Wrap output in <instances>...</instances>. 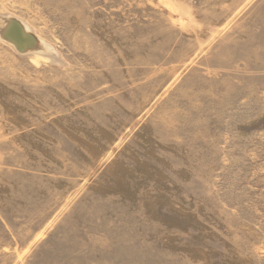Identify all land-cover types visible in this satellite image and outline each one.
Here are the masks:
<instances>
[{
    "label": "rangeland",
    "instance_id": "rangeland-1",
    "mask_svg": "<svg viewBox=\"0 0 264 264\" xmlns=\"http://www.w3.org/2000/svg\"><path fill=\"white\" fill-rule=\"evenodd\" d=\"M0 264H264V0H0Z\"/></svg>",
    "mask_w": 264,
    "mask_h": 264
},
{
    "label": "bare ground",
    "instance_id": "bare-ground-1",
    "mask_svg": "<svg viewBox=\"0 0 264 264\" xmlns=\"http://www.w3.org/2000/svg\"><path fill=\"white\" fill-rule=\"evenodd\" d=\"M12 23L13 22L8 21L6 28L2 31L3 34H1V37H3V38L5 37V34L9 30ZM9 36L11 38H13L15 40V42L12 41L11 39H6V37L4 39H6L9 43H11L12 46H14V48H16V46H18V45L22 46L24 48L23 53H26L27 51L46 53L50 50V47L43 41L40 44L37 43L39 45L36 44L37 49L34 50V48H35L34 43L32 42V40L30 41V39L27 38L29 36L27 27H22L18 23L11 29V31L9 32ZM30 42H32V43L30 44Z\"/></svg>",
    "mask_w": 264,
    "mask_h": 264
},
{
    "label": "water",
    "instance_id": "water-1",
    "mask_svg": "<svg viewBox=\"0 0 264 264\" xmlns=\"http://www.w3.org/2000/svg\"><path fill=\"white\" fill-rule=\"evenodd\" d=\"M19 23H20V22H19ZM16 24H17V22H13L12 25L10 26L9 30H8L7 33L5 34L6 39H11V40L14 41V42H15V40L9 36V32L11 31V29H12ZM5 37H4V38H5ZM27 38H29L30 41L32 40V42L35 41V38H34V36H33L32 34H29V36H28ZM4 40H5V39H4ZM32 42H30V44H31ZM23 49H24V48H23L22 46H19V45L16 46V50L19 51V52H23Z\"/></svg>",
    "mask_w": 264,
    "mask_h": 264
}]
</instances>
